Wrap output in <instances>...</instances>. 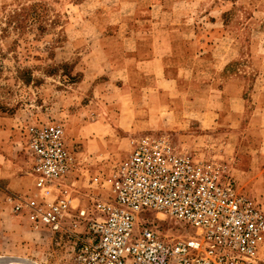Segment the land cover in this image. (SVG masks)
Here are the masks:
<instances>
[{"label": "rangeland", "instance_id": "1", "mask_svg": "<svg viewBox=\"0 0 264 264\" xmlns=\"http://www.w3.org/2000/svg\"><path fill=\"white\" fill-rule=\"evenodd\" d=\"M123 53L143 59L154 55L147 61L150 72L158 73L149 72L145 83L158 79L173 84L160 97L150 90L153 96L144 111L148 90L135 99L117 96L118 80L125 74L112 73L107 61L108 56L120 60ZM130 79L140 88L138 76ZM229 79L244 86L249 104L264 101V0H0V119H8L0 127L8 125L18 134L23 168L20 186L0 202V264H72L65 237L43 226L34 228L23 202L37 198L23 153L24 130L31 123L58 124L71 147L73 167L64 180L71 216L64 218L65 224L76 219L79 209L90 210L93 200L109 195L110 174L132 149V140L140 138L162 137L177 154L218 168L237 191L264 208L258 188L246 190L237 179L239 171L233 170V158L225 156L220 122L197 138L196 146H180L191 136L180 139L172 129L175 117H163L160 106L170 101L171 107L181 103L189 109L190 99L203 98L197 106L218 109L230 96L231 89H224ZM254 112L248 106L237 124L248 145L244 151L254 149L258 136L249 130L258 126ZM133 116L142 120L133 122ZM92 124L104 130L85 128ZM115 124L121 134L109 131ZM129 124L141 131L126 136L130 131L122 128ZM155 217L168 238L186 231L171 217ZM235 264H264V241L252 257Z\"/></svg>", "mask_w": 264, "mask_h": 264}, {"label": "built area", "instance_id": "2", "mask_svg": "<svg viewBox=\"0 0 264 264\" xmlns=\"http://www.w3.org/2000/svg\"><path fill=\"white\" fill-rule=\"evenodd\" d=\"M23 150L37 197L23 200L28 219L65 237L72 264H235L264 241L260 203L237 191L218 168L174 152L162 137L132 140L110 174L109 195L93 200L90 210L79 209L68 224L64 180L74 159L63 129L53 122L28 124ZM156 214L186 231L168 238Z\"/></svg>", "mask_w": 264, "mask_h": 264}, {"label": "crops", "instance_id": "3", "mask_svg": "<svg viewBox=\"0 0 264 264\" xmlns=\"http://www.w3.org/2000/svg\"><path fill=\"white\" fill-rule=\"evenodd\" d=\"M170 40V38H169ZM151 41V40H147ZM157 55V54H156ZM150 59H155L153 56H147L144 59L141 56H136L134 53H123L120 60H115L111 56H108V69L111 67L112 73L115 71H121L120 73H124L125 77L119 78L118 81L119 85H117L118 90V98L128 100L129 98L135 99L139 94L149 91V94H145L144 98L148 99L145 105H142L143 111L145 109H148L149 102L151 100V97L153 96L150 94V90L155 93L157 97H160L161 95H164V88H172L173 84L171 85L167 80H165V84L162 83L161 80H156L155 83H145V76L149 74L150 69H152V63H149ZM139 60H144L143 65L137 66ZM149 64V65H147ZM147 65V66H146ZM97 66V65H96ZM151 74H157V70H154V72H150ZM100 74V73H99ZM99 74H96L99 75ZM149 74V75H151ZM93 79H95V77ZM131 76H138V80L142 82V84H139L140 88H134L133 82L130 79ZM106 82V81H104ZM97 84V83H96ZM95 84V85H96ZM100 86L102 83H99ZM98 87V86H97ZM229 87L231 89V93L229 97L225 96V99L220 104V107L218 109H211L208 104H205V106H197L198 103L203 102V98H192L189 100V102H192V108H186L183 104H174L173 107H171L172 104H170V101H167L166 103H163V106H161L163 113L167 117L169 115H173L174 118V124L175 127L172 128L173 132L180 136V139L186 138V136L189 137V141H184L183 143H178L180 146L190 147L192 148L193 145L196 146L197 138H200L201 136H205L204 134H208L210 132V129L214 127V125L217 124V122H220L223 126L221 129L220 134L225 135V139L223 142V146L225 147V156L231 155L233 158V170H238L240 173V177H237V179L240 180V183L245 186L246 190H249L250 188H258V191L256 192L257 195H261L264 197V192H262V189H264V128H262V125H264V119L260 118L264 117V101L261 99H255L254 101H251L249 104V100L243 96L242 91L244 86L240 83H237L233 79H229L227 81V84L224 86V89ZM255 90V89H254ZM160 92V93H159ZM135 93H137L135 95ZM206 100L209 98L206 97ZM224 101H227L226 103ZM102 103V102H101ZM131 103V102H130ZM123 104V103H121ZM120 104V109H121ZM253 106L254 111L259 114L255 115L254 117L258 118V126L252 128H249V130H254L257 133V138L255 139L254 149L253 150H242V147H248V145L245 146V143L243 144V136L239 132L237 128L241 130L240 126H237L239 124L241 116L246 111L248 106ZM159 106V108H160ZM117 109V108H116ZM119 109V110H120ZM133 112H138V110L133 109ZM245 115V114H244ZM115 117L118 118L119 121H122V117H120V113L116 114ZM253 118V117H251ZM121 119V120H120ZM142 119H135L133 116V122H140ZM158 120V118H157ZM8 119L2 118L0 119L1 123H7ZM144 126H146V121H142ZM119 124H115L114 126H109V129L112 128L111 132H116L121 134L119 127L117 126ZM225 126L228 128L225 129ZM124 131H130L127 133H124L126 136L133 134H137L141 131L136 126L132 124H129L127 126H124ZM86 129L90 128H97L98 130H104L101 127H98L97 125H87L85 126ZM189 134V135H188ZM104 138V137H102ZM192 139V140H191ZM18 141V134L15 133V131L11 130V127L1 126L0 127V202L3 201V198L6 193L14 191V189L18 188L20 186V176L22 167L19 164L21 159H18V156H20V146ZM222 146V145H221ZM24 153V152H23ZM23 157V156H21ZM244 159V163H243ZM246 161V162H245ZM247 162L248 165H247ZM239 163L243 164L240 165ZM28 170H29V161H28ZM243 175V176H242ZM241 178V179H240ZM250 191V190H249ZM3 194V195H2ZM262 199V198H261ZM264 200V199H262ZM10 258V257H7ZM13 258H17V256H13ZM19 258V257H18Z\"/></svg>", "mask_w": 264, "mask_h": 264}]
</instances>
